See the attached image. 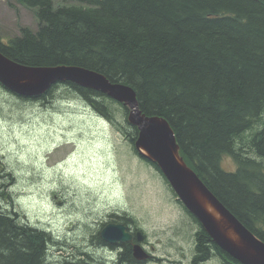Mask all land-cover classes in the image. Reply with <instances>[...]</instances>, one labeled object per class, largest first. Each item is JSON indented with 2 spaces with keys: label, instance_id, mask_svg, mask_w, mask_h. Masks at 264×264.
Instances as JSON below:
<instances>
[{
  "label": "trees",
  "instance_id": "trees-1",
  "mask_svg": "<svg viewBox=\"0 0 264 264\" xmlns=\"http://www.w3.org/2000/svg\"><path fill=\"white\" fill-rule=\"evenodd\" d=\"M15 1L33 11L37 28L21 27L6 42L0 34L2 55L28 67L87 68L133 88L140 111L169 123L187 166L264 242V0H62L56 7L55 0ZM64 85L138 155L127 108ZM57 88L36 99L48 103ZM224 158L235 165L232 172L223 169ZM142 160L167 184L156 164ZM0 197L11 202L4 191ZM177 203L198 227L188 264L212 257L240 264ZM18 218L0 209V264H47L51 235ZM120 219L133 221L127 214ZM131 252L123 251L121 263H134ZM59 264L97 263L87 257Z\"/></svg>",
  "mask_w": 264,
  "mask_h": 264
},
{
  "label": "rangeland",
  "instance_id": "rangeland-1",
  "mask_svg": "<svg viewBox=\"0 0 264 264\" xmlns=\"http://www.w3.org/2000/svg\"><path fill=\"white\" fill-rule=\"evenodd\" d=\"M20 27L36 30L33 11L0 0L2 39L17 36ZM62 85L44 104L0 86V192L11 198L0 197L1 210L51 235L47 264L99 258L90 242L96 223L122 212L146 235L154 258L148 264H188L198 227L123 134ZM222 167L232 172L235 165L224 158ZM222 263L212 257L206 264Z\"/></svg>",
  "mask_w": 264,
  "mask_h": 264
},
{
  "label": "water",
  "instance_id": "water-1",
  "mask_svg": "<svg viewBox=\"0 0 264 264\" xmlns=\"http://www.w3.org/2000/svg\"><path fill=\"white\" fill-rule=\"evenodd\" d=\"M72 83L97 91L128 109L127 122L138 129L134 148L138 155L156 164L178 200L192 214L212 241L241 264H264V242L250 232L209 190L180 156V148L169 123L158 116L143 114L133 88L110 82L104 75L79 66L28 67L0 53V85L23 98H38L55 84ZM1 206V205H0ZM100 238L109 244L131 242L123 225L108 224ZM137 242L143 239L137 233ZM133 257L147 255L139 244Z\"/></svg>",
  "mask_w": 264,
  "mask_h": 264
},
{
  "label": "flooded vegetation",
  "instance_id": "flooded-vegetation-1",
  "mask_svg": "<svg viewBox=\"0 0 264 264\" xmlns=\"http://www.w3.org/2000/svg\"><path fill=\"white\" fill-rule=\"evenodd\" d=\"M121 216L122 215H119L117 213H111V214H108L105 217L101 218V220L96 223L97 227H98V229L96 231L97 233L91 237L90 242H91V246L93 247V249L95 251H97V253H99L100 256H99V258L94 260L92 258V256L85 254L86 256H89V258H91L92 262H94V261H95V263L98 262L97 264H123V262L121 263V261H122L121 255H122L123 251H126V250L128 251L130 248L132 250V244L131 243L120 244V245L119 244L110 245V244L102 241L101 238L99 237V232L108 223L121 224V225L125 226L127 232L129 231L133 235V243H135L136 233L140 230L136 226H134L133 224H124V222H122V220L120 219ZM144 237H145V240L143 241L141 246L145 249V251L147 253H149V258L145 261H137L133 257V252H131L132 258H133L135 264H148V262L152 260V254L147 250V248H145L147 240H146L145 235H144ZM136 243H137V241H136ZM106 255L109 256L110 258L109 259L103 258ZM131 263L134 264L133 262H131ZM131 263H127V264H131ZM231 264H233V263H231Z\"/></svg>",
  "mask_w": 264,
  "mask_h": 264
},
{
  "label": "bare ground",
  "instance_id": "bare-ground-1",
  "mask_svg": "<svg viewBox=\"0 0 264 264\" xmlns=\"http://www.w3.org/2000/svg\"><path fill=\"white\" fill-rule=\"evenodd\" d=\"M15 62V61H14ZM114 84H119V83H114ZM52 87V86H51ZM4 88V87H3ZM5 89V88H4ZM6 90V89H5ZM6 91H8V90H6ZM9 92V91H8ZM107 97V96H106ZM23 98V97H22ZM23 99H27V100H33V99H31V98H23ZM37 101H39V100H37ZM116 102V101H115ZM117 104H120V103H118V102H116ZM87 105V104H86ZM88 106V105H87ZM123 106V105H122ZM89 107V106H88ZM90 108V107H89ZM126 108V107H125ZM91 109V108H90ZM92 110V109H91ZM128 110V109H127ZM93 111V110H92ZM94 112V111H93ZM129 112V111H128ZM95 113V112H94ZM98 115V114H97ZM100 118H102L100 115H98ZM103 119V118H102ZM126 120H127V117H126ZM111 124V123H110ZM129 124V123H128ZM132 126V125H131ZM135 127V126H134ZM138 130V129H137ZM137 137H138V135H137ZM137 140V139H136ZM234 170V169H233ZM232 170V171H233ZM160 171V170H159ZM161 173V172H160ZM206 186V185H205ZM207 188V187H206ZM207 190H209L208 188H207ZM209 192H211L210 190H209ZM137 227V226H136ZM138 228V227H137ZM140 231H138L137 233H139V236L143 239V241L145 240V237H144V232L140 229V228H138ZM137 233H136V236H137ZM49 234V233H48ZM146 236V235H145ZM146 240H147V238H146ZM143 241L142 242H137L136 244H139L140 245V247L142 248V250L145 252V254L147 255V258L145 259V260H147L148 258H149V253H147L146 251H145V249L141 246V244L143 243ZM132 252H133V246H132ZM151 253V252H150ZM89 257V256H88ZM81 259V258H80ZM154 258H153V255H152V260H153ZM145 260H143V261H145ZM151 260V261H152ZM190 261V260H189ZM150 262V261H149ZM148 262V263H149ZM224 262V261H223ZM240 263V262H239ZM222 264H226L225 262L224 263H222ZM234 264V263H233ZM241 264V263H240Z\"/></svg>",
  "mask_w": 264,
  "mask_h": 264
}]
</instances>
